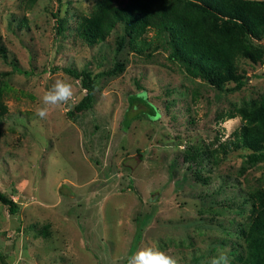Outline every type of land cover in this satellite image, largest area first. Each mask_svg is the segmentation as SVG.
I'll return each mask as SVG.
<instances>
[{
	"label": "rangeland",
	"instance_id": "1",
	"mask_svg": "<svg viewBox=\"0 0 264 264\" xmlns=\"http://www.w3.org/2000/svg\"><path fill=\"white\" fill-rule=\"evenodd\" d=\"M93 2L0 0V192L15 204L0 203V264H128L146 248L177 264H248L243 230L264 196V159L229 142L239 110L264 92V52L234 59L243 85L218 90L170 61L164 36L138 54L116 24L85 45L75 26ZM65 68L88 74L89 109L74 110L85 90ZM65 79L73 100L39 118ZM140 92L154 116L127 112Z\"/></svg>",
	"mask_w": 264,
	"mask_h": 264
},
{
	"label": "trees",
	"instance_id": "2",
	"mask_svg": "<svg viewBox=\"0 0 264 264\" xmlns=\"http://www.w3.org/2000/svg\"><path fill=\"white\" fill-rule=\"evenodd\" d=\"M56 21L60 33V20ZM116 24L122 26L128 44L138 54H144L150 46L156 49L161 42L159 37L164 36L170 61L180 65L187 75L223 91L243 85L234 59L241 56L256 62L264 52L257 42L264 36V0H94L89 13L79 16L75 33L85 45L91 46L103 41ZM148 30L154 32L149 37L145 35ZM12 69L27 73L13 64ZM64 71L74 78L82 76L85 93L74 110L89 109L92 86L88 74L68 68ZM228 82L232 83L229 88ZM136 104L146 105L147 111H137ZM133 109L148 117L155 115V108L145 101L142 92L128 96L127 112ZM5 111L0 101V118ZM239 116L242 123L232 132L230 145L235 149L246 148L250 159H264V92L253 106L240 109ZM129 119L124 118V126ZM251 200L248 223L243 230L246 255L248 264H264V196ZM0 203L7 205L9 213L15 212V204L2 192Z\"/></svg>",
	"mask_w": 264,
	"mask_h": 264
},
{
	"label": "clouds",
	"instance_id": "3",
	"mask_svg": "<svg viewBox=\"0 0 264 264\" xmlns=\"http://www.w3.org/2000/svg\"><path fill=\"white\" fill-rule=\"evenodd\" d=\"M74 92L70 83L65 80H56L51 89L46 91L42 96V107L37 110L36 115L44 119L51 107L60 105H69L73 100ZM239 120V117H234L232 123ZM128 264H177L176 260L170 256L165 255L161 251H156L151 248L141 250L128 259ZM210 264H229V259L226 254H220L213 257Z\"/></svg>",
	"mask_w": 264,
	"mask_h": 264
}]
</instances>
